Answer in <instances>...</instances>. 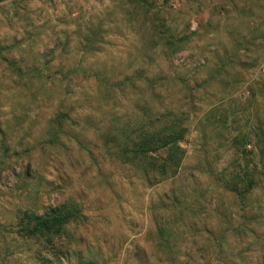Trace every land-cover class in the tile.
<instances>
[{
	"label": "rangeland",
	"instance_id": "374dc122",
	"mask_svg": "<svg viewBox=\"0 0 264 264\" xmlns=\"http://www.w3.org/2000/svg\"><path fill=\"white\" fill-rule=\"evenodd\" d=\"M0 264H264V0H0Z\"/></svg>",
	"mask_w": 264,
	"mask_h": 264
},
{
	"label": "trees",
	"instance_id": "16d2710c",
	"mask_svg": "<svg viewBox=\"0 0 264 264\" xmlns=\"http://www.w3.org/2000/svg\"><path fill=\"white\" fill-rule=\"evenodd\" d=\"M174 130L175 128L169 127V129H166L167 132L164 133L161 130L153 128L151 131L142 134L137 141L132 142L131 145L133 149H125L127 151L126 154L130 155L131 158L140 160L145 158L148 154H157L160 150H165L167 152L166 156H160L159 159H151L154 162L152 166L157 165L158 168L154 176H166L169 170L175 172L179 168V157L177 156L178 152H176L175 147H177V143L182 140V134ZM148 171H144L145 174H147ZM253 185L254 183H252V181H248L244 191L249 193ZM231 190L236 195H239V193L244 194L236 185H232ZM73 216V213L63 206L62 208L51 211L48 219L38 222L35 225V230L39 233L45 230L47 232L53 230L55 231L53 235H56L58 234V228L68 223ZM51 237V235L48 237V243Z\"/></svg>",
	"mask_w": 264,
	"mask_h": 264
}]
</instances>
